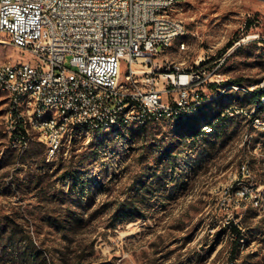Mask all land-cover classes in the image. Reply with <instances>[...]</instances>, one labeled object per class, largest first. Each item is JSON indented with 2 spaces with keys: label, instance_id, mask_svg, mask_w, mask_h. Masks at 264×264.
Segmentation results:
<instances>
[{
  "label": "rangeland",
  "instance_id": "rangeland-1",
  "mask_svg": "<svg viewBox=\"0 0 264 264\" xmlns=\"http://www.w3.org/2000/svg\"><path fill=\"white\" fill-rule=\"evenodd\" d=\"M175 11L185 48L158 61L205 76L184 120L79 131L51 160L37 142L19 156L0 91V228L28 233L50 264H264V101L249 93L264 81V0H178ZM7 61L32 59L0 44Z\"/></svg>",
  "mask_w": 264,
  "mask_h": 264
},
{
  "label": "built area",
  "instance_id": "built-area-1",
  "mask_svg": "<svg viewBox=\"0 0 264 264\" xmlns=\"http://www.w3.org/2000/svg\"><path fill=\"white\" fill-rule=\"evenodd\" d=\"M176 7L178 0H0V34L8 35L0 44L32 59L0 63L5 129L17 154L37 142L51 160L79 131L103 136L196 112L201 100L191 87L204 74L158 61L176 42L185 48Z\"/></svg>",
  "mask_w": 264,
  "mask_h": 264
},
{
  "label": "trees",
  "instance_id": "trees-1",
  "mask_svg": "<svg viewBox=\"0 0 264 264\" xmlns=\"http://www.w3.org/2000/svg\"><path fill=\"white\" fill-rule=\"evenodd\" d=\"M232 83L238 84L240 79L231 80ZM218 84L211 83L209 87L214 89ZM251 99L261 105V98L264 97V89L252 91ZM128 206H121L117 214L126 213ZM229 227L232 233L235 234L233 243L239 240L240 233L236 224L229 222ZM19 231L15 225L6 228H0V264H50V260L44 250L38 248L31 236ZM234 252L231 253V259L234 257Z\"/></svg>",
  "mask_w": 264,
  "mask_h": 264
}]
</instances>
